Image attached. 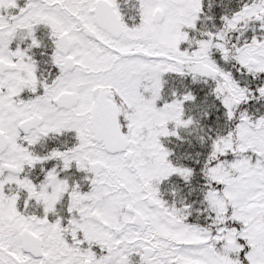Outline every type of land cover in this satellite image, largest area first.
<instances>
[{
    "label": "snow or ice",
    "instance_id": "obj_1",
    "mask_svg": "<svg viewBox=\"0 0 264 264\" xmlns=\"http://www.w3.org/2000/svg\"><path fill=\"white\" fill-rule=\"evenodd\" d=\"M0 264H264V0H0Z\"/></svg>",
    "mask_w": 264,
    "mask_h": 264
}]
</instances>
